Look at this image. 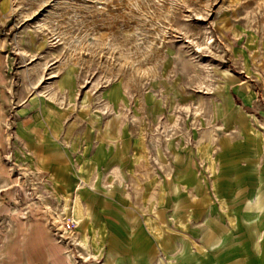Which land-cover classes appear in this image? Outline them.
I'll return each mask as SVG.
<instances>
[{"label": "rangeland", "instance_id": "obj_1", "mask_svg": "<svg viewBox=\"0 0 264 264\" xmlns=\"http://www.w3.org/2000/svg\"><path fill=\"white\" fill-rule=\"evenodd\" d=\"M0 264H264V0H0Z\"/></svg>", "mask_w": 264, "mask_h": 264}, {"label": "bare ground", "instance_id": "obj_2", "mask_svg": "<svg viewBox=\"0 0 264 264\" xmlns=\"http://www.w3.org/2000/svg\"><path fill=\"white\" fill-rule=\"evenodd\" d=\"M146 222H148V221H146ZM82 243V242H81ZM204 249V248H203ZM96 251V250H95Z\"/></svg>", "mask_w": 264, "mask_h": 264}]
</instances>
